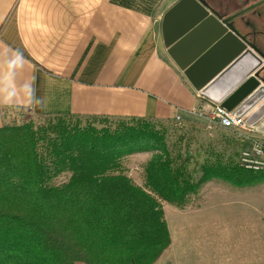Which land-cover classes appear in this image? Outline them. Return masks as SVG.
I'll return each mask as SVG.
<instances>
[{"label": "trees", "instance_id": "16d2710c", "mask_svg": "<svg viewBox=\"0 0 264 264\" xmlns=\"http://www.w3.org/2000/svg\"><path fill=\"white\" fill-rule=\"evenodd\" d=\"M73 117L0 128V264H155L171 239L153 195L181 205L209 180L253 183L220 165H205L194 182L174 167L152 121L94 118L112 122L97 128L73 125ZM140 152L155 153L148 190L119 171L123 158ZM66 173L67 182L51 185Z\"/></svg>", "mask_w": 264, "mask_h": 264}, {"label": "crops", "instance_id": "0c3cea01", "mask_svg": "<svg viewBox=\"0 0 264 264\" xmlns=\"http://www.w3.org/2000/svg\"><path fill=\"white\" fill-rule=\"evenodd\" d=\"M179 1L0 0V128L23 115L180 117L184 127L229 131L197 114L209 99L181 70L188 48L175 58L166 46L164 17Z\"/></svg>", "mask_w": 264, "mask_h": 264}, {"label": "rangeland", "instance_id": "374dc122", "mask_svg": "<svg viewBox=\"0 0 264 264\" xmlns=\"http://www.w3.org/2000/svg\"><path fill=\"white\" fill-rule=\"evenodd\" d=\"M51 120L56 122L49 117L23 115L14 120L13 126L25 123L47 126ZM71 121L73 125L92 124L97 128L112 123L77 117ZM151 123L165 135L174 167H183L194 182L200 180L205 165L239 169L241 177L253 181L238 187L224 180H209L196 193L189 194L181 205L153 195L163 208L171 239L170 246L155 264H264V173L239 168L240 153L246 146L239 133H213L207 127H184L178 122ZM154 155V152H140L127 156L120 161L119 171L135 185L148 190L145 169ZM70 176V173L62 174L51 185H62Z\"/></svg>", "mask_w": 264, "mask_h": 264}, {"label": "water", "instance_id": "95a60500", "mask_svg": "<svg viewBox=\"0 0 264 264\" xmlns=\"http://www.w3.org/2000/svg\"><path fill=\"white\" fill-rule=\"evenodd\" d=\"M242 13L228 17L205 0H180L165 15L163 34L172 57L182 47L188 48L178 62L203 97L244 119L248 129L264 134V114L253 121L257 113H264V79L260 75L264 53L242 35L249 26ZM227 81L230 84L223 90Z\"/></svg>", "mask_w": 264, "mask_h": 264}, {"label": "built area", "instance_id": "2783aa9c", "mask_svg": "<svg viewBox=\"0 0 264 264\" xmlns=\"http://www.w3.org/2000/svg\"><path fill=\"white\" fill-rule=\"evenodd\" d=\"M200 93V92H199ZM200 96V94H199ZM197 114L223 129L239 133L246 144L238 160L241 169L251 173H264V135L247 128L244 119L236 118L232 112L210 100L197 110ZM179 123L181 118L177 117Z\"/></svg>", "mask_w": 264, "mask_h": 264}, {"label": "flooded vegetation", "instance_id": "af4514ba", "mask_svg": "<svg viewBox=\"0 0 264 264\" xmlns=\"http://www.w3.org/2000/svg\"><path fill=\"white\" fill-rule=\"evenodd\" d=\"M209 6L224 16H233L242 13L241 17L249 24L246 30L241 31L245 39L259 48L264 49V3L254 9L252 6L264 0H205ZM248 10V11H247ZM263 52V51H262Z\"/></svg>", "mask_w": 264, "mask_h": 264}]
</instances>
